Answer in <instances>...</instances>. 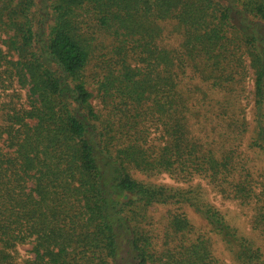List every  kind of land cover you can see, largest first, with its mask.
<instances>
[{
  "label": "trees",
  "instance_id": "1",
  "mask_svg": "<svg viewBox=\"0 0 264 264\" xmlns=\"http://www.w3.org/2000/svg\"><path fill=\"white\" fill-rule=\"evenodd\" d=\"M247 137L264 153V0H0V264H212L183 208L264 264L191 186L252 206L264 237ZM160 206L175 208L161 250Z\"/></svg>",
  "mask_w": 264,
  "mask_h": 264
},
{
  "label": "rangeland",
  "instance_id": "2",
  "mask_svg": "<svg viewBox=\"0 0 264 264\" xmlns=\"http://www.w3.org/2000/svg\"><path fill=\"white\" fill-rule=\"evenodd\" d=\"M83 28L88 32H92L93 28H88V25L84 24ZM247 90H252L253 82L247 81ZM246 93L241 97L240 102L243 107L247 106V116L248 122L251 124L252 129L256 126V110L253 103V93ZM248 97V99H247ZM251 104V106L248 105ZM249 137V136H248ZM246 138L245 140H238L236 142L235 147L238 151L243 155L245 160L248 162V167L251 169L253 176L255 179H258L260 175H264V153H258L250 149V139ZM140 175V174H139ZM155 183L166 184L168 186L174 187H188L187 184H183L171 179L168 175H161L158 178H153L152 180ZM191 186H201L204 192L206 193V199L213 204L215 207L222 210L226 215L227 222L236 228L238 232L243 235L245 238L253 242L257 247H261L262 252L264 253V237L261 235V232L256 230L254 227V218L255 211L252 206L244 205L238 200L225 199L221 195L217 194L213 187L203 179H195ZM169 211H175L173 206H160L156 212L153 214V235L158 237L159 243L157 244L158 249H163L165 246L163 242H165L166 238L164 237L165 232L163 230L165 224L167 223L166 217L168 216ZM190 220L191 223L195 227V232L192 235V239H196L200 236H207L212 240V250H213V258L215 262L212 264H240L232 252L229 251L225 243L222 239L214 235L209 227L207 226L206 221L198 215L194 210L190 208H183ZM210 235V236H209ZM172 244H171V243ZM170 242L168 246L174 245L177 242L174 238H170ZM32 249L31 245H26L20 247V253L22 255V259H27L32 256L29 251Z\"/></svg>",
  "mask_w": 264,
  "mask_h": 264
}]
</instances>
